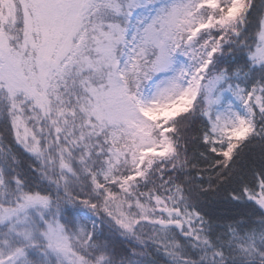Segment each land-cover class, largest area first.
Listing matches in <instances>:
<instances>
[{"label":"snow or ice","instance_id":"6c2138e0","mask_svg":"<svg viewBox=\"0 0 264 264\" xmlns=\"http://www.w3.org/2000/svg\"><path fill=\"white\" fill-rule=\"evenodd\" d=\"M0 264H264V0H0Z\"/></svg>","mask_w":264,"mask_h":264},{"label":"trees","instance_id":"16d2710c","mask_svg":"<svg viewBox=\"0 0 264 264\" xmlns=\"http://www.w3.org/2000/svg\"><path fill=\"white\" fill-rule=\"evenodd\" d=\"M195 151H197L196 146H191V147H190V155H191L193 152H195ZM252 158L255 159V160H257V161L259 160V147H258V146H256L255 151L252 153ZM203 167H204L203 164H199L198 168L192 170V171H193V174L195 175V173L198 172V171H199L200 169H202ZM205 178H206V177H205Z\"/></svg>","mask_w":264,"mask_h":264}]
</instances>
